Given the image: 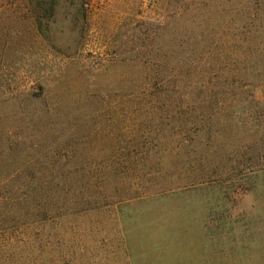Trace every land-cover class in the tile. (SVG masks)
<instances>
[{
  "label": "rangeland",
  "instance_id": "obj_1",
  "mask_svg": "<svg viewBox=\"0 0 264 264\" xmlns=\"http://www.w3.org/2000/svg\"><path fill=\"white\" fill-rule=\"evenodd\" d=\"M78 6L0 0V264H264V0Z\"/></svg>",
  "mask_w": 264,
  "mask_h": 264
},
{
  "label": "trees",
  "instance_id": "obj_2",
  "mask_svg": "<svg viewBox=\"0 0 264 264\" xmlns=\"http://www.w3.org/2000/svg\"><path fill=\"white\" fill-rule=\"evenodd\" d=\"M15 1L21 4L22 10L33 20L34 28L38 32H43L61 11V4L79 5L72 10L65 8L66 11H63L71 12L76 16H84L86 13L85 5L88 0H12V2Z\"/></svg>",
  "mask_w": 264,
  "mask_h": 264
}]
</instances>
